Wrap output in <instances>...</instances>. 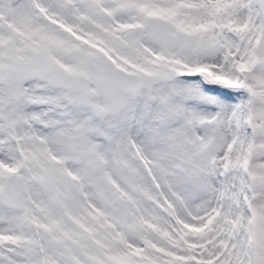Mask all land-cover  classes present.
Here are the masks:
<instances>
[{"label": "snow or ice", "instance_id": "snow-or-ice-1", "mask_svg": "<svg viewBox=\"0 0 264 264\" xmlns=\"http://www.w3.org/2000/svg\"><path fill=\"white\" fill-rule=\"evenodd\" d=\"M0 264H264V0H0Z\"/></svg>", "mask_w": 264, "mask_h": 264}]
</instances>
